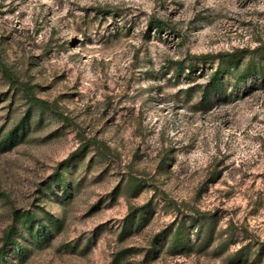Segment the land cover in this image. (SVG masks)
<instances>
[{
  "label": "rangeland",
  "instance_id": "rangeland-1",
  "mask_svg": "<svg viewBox=\"0 0 264 264\" xmlns=\"http://www.w3.org/2000/svg\"><path fill=\"white\" fill-rule=\"evenodd\" d=\"M263 45L264 0H0V137L48 104L0 150V247L49 228L7 263L264 264V84L203 103L198 59Z\"/></svg>",
  "mask_w": 264,
  "mask_h": 264
},
{
  "label": "trees",
  "instance_id": "trees-1",
  "mask_svg": "<svg viewBox=\"0 0 264 264\" xmlns=\"http://www.w3.org/2000/svg\"><path fill=\"white\" fill-rule=\"evenodd\" d=\"M150 27H154L159 32L164 28L160 21H151ZM242 52V51H241ZM243 53V52H242ZM248 58L246 62V55L240 52L215 54V55H201L199 61L201 63L215 64L214 68L211 67L212 72L208 76L207 83L202 87L201 102L206 103L213 100L217 101H231L233 97L239 94L246 93L248 89L261 87L264 84V45L247 53ZM3 71V70H2ZM5 74L6 72L3 71ZM230 89L227 91V87ZM28 91V90H27ZM234 95V96H233ZM29 106L26 114L18 121V124L11 128L7 134L0 137V150H9L13 146L23 142L32 125V113L39 115L38 125L42 123L44 112L48 109V104L44 100L36 98L35 96H27ZM81 150L71 154L69 158L61 162L62 169H69L75 158L79 156ZM63 188V176L60 170H57L45 186L43 193L46 195L47 191L52 190L53 185H58ZM70 194V192H68ZM57 195V194H56ZM58 196V195H57ZM5 199L0 196V200ZM147 206L139 208L145 210ZM13 222L9 225L3 234L2 245L0 247V264H8L5 256L8 252V247L14 248V253L20 254V249L17 248V234L22 231L33 235L36 229H41V235H46L49 228L45 225V221H34L36 214L33 212L14 211L12 214ZM142 218V217H141ZM53 221L52 217H48ZM18 225H21L19 230ZM54 225L57 224L54 223ZM175 249H179V245L183 243V238L180 235L175 237Z\"/></svg>",
  "mask_w": 264,
  "mask_h": 264
}]
</instances>
